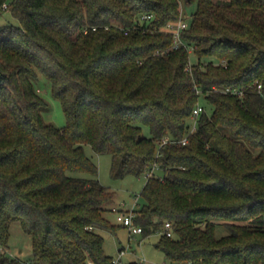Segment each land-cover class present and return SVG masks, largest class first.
I'll list each match as a JSON object with an SVG mask.
<instances>
[{"label":"trees","instance_id":"1","mask_svg":"<svg viewBox=\"0 0 264 264\" xmlns=\"http://www.w3.org/2000/svg\"><path fill=\"white\" fill-rule=\"evenodd\" d=\"M181 1L0 0L18 20L0 24V264L21 262L6 251L15 221L28 264H110L98 231L118 226L105 216L114 191L84 144L110 154L114 178L156 166L133 221L143 237L171 222L154 244L171 263L264 264V0H183L190 51L161 28ZM38 72L61 127L42 119ZM197 102L187 142L158 147Z\"/></svg>","mask_w":264,"mask_h":264},{"label":"rangeland","instance_id":"2","mask_svg":"<svg viewBox=\"0 0 264 264\" xmlns=\"http://www.w3.org/2000/svg\"><path fill=\"white\" fill-rule=\"evenodd\" d=\"M181 4V17L186 19L188 18V12L193 7L191 6L189 9L183 3V0ZM5 22L18 24V20L7 9L0 12V24ZM189 58L191 61L195 60L193 53L189 54ZM33 82L39 94L45 100V105L40 109L43 121L52 123L57 127L63 126L66 122L65 114L61 102L52 93L50 79L45 74L38 72V76L33 79ZM201 102L205 105L207 111L212 108L211 104ZM142 131L144 135H149L146 126L142 127ZM84 152L96 164L99 181L114 191L112 201L107 204L105 216L111 223L118 224V226H116L115 231L103 228L98 231L103 237L104 252L115 257L118 254V249L124 247L126 250L121 259L125 263L136 261L139 264H171V261L164 256L163 252L154 245L158 239V233L153 232L145 237L140 233L130 234L127 226L117 222L116 212L113 210V207L121 210L139 207L143 202L139 191L145 181V175H126L122 178H114L110 173L111 157L109 153L95 152L89 144H84ZM216 232L218 235L222 234L224 229L218 227ZM6 251L13 256H17L21 261L20 264H27V260L31 255L30 237L21 229L17 221L12 222L10 226V238Z\"/></svg>","mask_w":264,"mask_h":264},{"label":"built area","instance_id":"3","mask_svg":"<svg viewBox=\"0 0 264 264\" xmlns=\"http://www.w3.org/2000/svg\"><path fill=\"white\" fill-rule=\"evenodd\" d=\"M4 8H5V4ZM152 17V14L150 13H143L141 15H139L138 20L134 26H140L142 25L141 23L146 22L147 20H149ZM187 23L185 21L184 18L180 17L177 21H170L167 22L165 25H163L161 28L163 30H165L166 32L171 34L172 37V47H178L180 45H183L186 47L187 51H190V47L186 45V43L184 42L183 38L181 37V30L186 27ZM92 28H95V26H92ZM87 28L83 29V32H86ZM126 31V30H125ZM258 86H260V84H258ZM194 89L196 92H200V89L194 85ZM224 92H228V93H237V94H241V90L235 88V87H225L222 89ZM204 109V106L200 103L197 102L193 109H192V113H191V122L190 125L187 128V131L183 134V136L181 137H176L173 136L171 134H166L163 135L160 140L158 141V147L161 146L164 143L167 142H179L181 144H184L187 142L188 140V133L193 130V128L195 127V117L199 114V112L201 110ZM156 166L153 165L152 168L145 172L144 175L145 177H149L153 171L156 169ZM113 210L116 212V220L118 223H120L121 225L127 226L129 233H140L141 232V226L138 224H135L133 221V209H126V210H121V209H115L113 207ZM157 233H164L167 236H171L172 235V227H171V222L168 220H165L163 223L162 228L157 232ZM126 248L124 247H120L118 249V254L115 257H112L110 264H126L124 261H122L121 257L122 255L125 253ZM141 263V261H140ZM28 264V262H27ZM171 264H183L181 262H176V263H171Z\"/></svg>","mask_w":264,"mask_h":264},{"label":"crops","instance_id":"4","mask_svg":"<svg viewBox=\"0 0 264 264\" xmlns=\"http://www.w3.org/2000/svg\"><path fill=\"white\" fill-rule=\"evenodd\" d=\"M90 264H92L91 262H89Z\"/></svg>","mask_w":264,"mask_h":264}]
</instances>
